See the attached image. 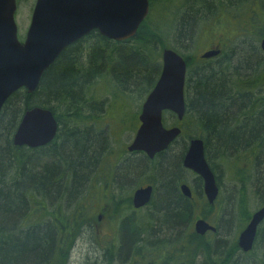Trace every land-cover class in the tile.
<instances>
[{"label": "trees", "instance_id": "obj_1", "mask_svg": "<svg viewBox=\"0 0 264 264\" xmlns=\"http://www.w3.org/2000/svg\"><path fill=\"white\" fill-rule=\"evenodd\" d=\"M148 1V15L131 39L115 42L91 35L90 40L84 41L91 45L87 58L86 49L79 44L68 48L43 73L34 93H15L0 111V264H67L74 239L84 227L98 223L95 213L100 210L96 208L100 203L102 218L118 222L116 233L105 243L100 264H134L136 258L144 264H231L229 261L238 252L236 233L230 240L223 238L229 227L228 219L219 220L215 236H200L192 231V220L198 215L205 218L212 209L204 204L198 214L194 203L174 193L173 180L178 169L174 158L163 165V183L155 206L147 213L143 211V216H135L139 210L131 206L128 191L133 185L119 183L115 186L118 196L112 194L106 200L108 190L114 187L113 167L106 161L110 150L104 147L102 134L86 128L92 117L84 116L83 101L94 95L96 85L97 94L109 96L106 103L117 97L120 103L128 102L130 96L125 97L124 93L129 88L145 99L159 77L162 50L175 51L186 63V89L192 91L188 103H193L211 133V151H226V162L233 158L228 163L231 172L236 170L235 179L239 182L241 148H252L248 156L254 155L256 144L262 143L264 148V112L253 119L254 104L264 103V60H255L254 52L248 50L227 80L224 73L200 67L202 61L196 62L193 55L182 54L180 49L191 46L198 49L212 41L213 33L203 35L196 29L208 20H198L200 15L229 11L228 8L235 14L242 10L240 15L251 3L258 2V15L249 10L247 18L249 32L259 29L257 36L262 39L263 0H240L249 4L247 8L236 5L238 8L231 0L220 5L224 9L210 0L199 3L185 0L186 10L182 16L180 13L175 16L180 17L173 20V32L164 24L165 0ZM227 26L229 30L234 28L231 24ZM203 36L206 40L200 44ZM214 36L213 40H221V34ZM228 38L225 42L230 41L231 37ZM165 40L171 41L166 45ZM102 86L110 92L103 93ZM252 90L257 94L251 93ZM240 103H247L246 119L233 121ZM33 107L53 113L59 125L57 135L50 145L37 150L14 146L11 141L14 129L21 115ZM100 159L104 163L101 171H97ZM125 170L122 177L134 176L131 169ZM96 171L101 174L100 179L96 178ZM260 182L264 188V168ZM238 210L241 218H231V227L235 220L236 231L246 221L243 201ZM112 237L117 238V248ZM171 244L179 245L177 256L166 257ZM260 246L264 264V238Z\"/></svg>", "mask_w": 264, "mask_h": 264}, {"label": "water", "instance_id": "obj_2", "mask_svg": "<svg viewBox=\"0 0 264 264\" xmlns=\"http://www.w3.org/2000/svg\"><path fill=\"white\" fill-rule=\"evenodd\" d=\"M16 0H0V111L8 97L21 87L33 92L43 72L68 45L97 30L101 36L114 41L131 38L148 13V0H36L24 41L17 39L14 20ZM264 51V38L259 44ZM211 49L202 58L218 54ZM185 62L171 49L161 54V72L154 87L146 96L139 120L141 122L129 151L140 150L148 156L164 149L178 133L175 128L164 129L163 110L183 113ZM57 129L56 120L48 109L33 107L25 111L12 136L17 147L36 148L48 144ZM183 165L203 179L204 193L209 203L217 195L213 174L203 159L200 141H194ZM185 196L188 189L181 187ZM151 188H138L132 195V205L140 208L150 199ZM264 217V207L254 213L246 228L239 234L238 247L247 251L254 238L258 222ZM196 234L204 235L215 228L197 220Z\"/></svg>", "mask_w": 264, "mask_h": 264}, {"label": "flooded vegetation", "instance_id": "obj_3", "mask_svg": "<svg viewBox=\"0 0 264 264\" xmlns=\"http://www.w3.org/2000/svg\"><path fill=\"white\" fill-rule=\"evenodd\" d=\"M16 28H17V25H16ZM95 34L98 36H101L97 30H91L87 35L83 36L82 38L78 39L77 41L73 42L72 44L66 46L60 52V54L56 57V59H58L60 57L62 52L66 51L70 47L74 48V46L77 44H79L81 46V49H84V50L86 49L85 51L87 53L84 54V57H86V55L90 53V50H91L90 46L91 45L88 42L85 43L84 41L90 40L88 38L91 37V35H95ZM101 37H103V36H101ZM131 38H128L126 40H129ZM17 39H18V36H17ZM126 40H123V41H126ZM18 41L20 43L23 42V41H20L19 39H18ZM215 43H217V42H215ZM210 48L217 49L218 51L221 52V49L218 45H216V46L213 45V46L209 47V49ZM260 50H261V48H260ZM220 52H218V54L216 56L211 57V58L213 59V58L218 57L220 55ZM261 52L264 53V51H262V50H261ZM201 56H202V54L200 55V58H198V56L195 57V61L199 63V62H201L200 60H205V58H202ZM56 59L54 60V62L56 61ZM54 62L49 67H51L54 64ZM185 66H186V63H185ZM187 78H188V74H187V66H186L185 73H184V85H183V101H184V103H183V113H182L181 117H179L178 114L172 110H163L161 113L162 127L164 129L175 128L178 130V133L175 135V137L169 142V144L164 149L156 152L152 156H148L145 152L140 151V150H132V151L128 150V146L134 140L136 133H137V130L141 124V122L139 120V116L141 113L143 103H140L138 106L133 104L132 107H129V103H104L103 102L104 100L108 101L109 96H107V95L103 96V94H97L96 93L97 85L95 87L94 95L90 99H86L83 101V114H84V116L85 117H87V116L92 117V119L90 121H88L89 125H87L86 128H91V131L94 134H102L104 136V139H105L104 147H106L107 149L110 150V154H107L106 161L108 162L110 158H113V160H112L113 171H112V175H111V177L113 179H111V180L114 182V184H113L114 187L117 186L119 183H121L123 185H133L134 186L133 191L130 195L131 196V206H132V195L136 189L145 188L147 186H149L151 188L150 199H149L148 203L146 205H144L140 208L134 209V210L148 211L155 206L154 202L158 198L157 196H158L159 190H161L162 183H163L162 179H161V173L163 170V165L166 163V161L168 159H171V158H174V160H175L174 162L177 164V168H178L177 174L173 180L174 193L178 197L187 199L185 197V195L183 194L181 187L183 185L188 187L190 190V193H191V198L188 200H189V202H192L196 205V212L198 214H200V211L202 209L197 208V205H198L197 201L202 202L203 204L210 207L211 209H213V206L217 203L218 193H217L216 198L213 200V202L208 203L207 198H206L205 193H204V186H203L202 177L199 174H197L196 172H194L193 170L184 167V165H183L184 158H185L188 150L190 149L191 144L194 141H200L201 146H202L203 159L205 160V163L208 166L210 172L213 174L215 185L218 189V192L220 191V183H219V177L216 176L214 173L215 164H214L213 156H215V160L218 159L219 160L218 163H220L216 166L221 165L225 172H228L226 165H229V163L226 162L224 159V156L227 153L226 151H219V152L211 151L212 150L211 149V143L209 142V140L211 138V133L208 131V127L204 123V119L198 114L196 107L193 105V103H188V100H187L186 95H185L186 86H187ZM39 83H40V80H39ZM39 83H38V86H39ZM91 83L95 84V83H93V81H91ZM38 86L31 93L27 92L26 88H24V87L19 88L18 90H16L13 94H11L8 97V99L5 101V103H7L9 98L17 92L24 91L25 93H27L29 95L34 93L37 90ZM249 104L250 103H248V105ZM263 104L264 103H255L254 104L255 108H254V118L253 119H255V120L258 119L260 117V115L264 112ZM115 105L118 106L117 112H115L116 117L115 118L113 117L110 120H107L106 113L109 112V110L111 108H114ZM240 105H241V107L235 113L234 118L232 119L233 121L234 120L244 121L246 119L245 113H246L247 103H240ZM134 106H136L137 111L133 110ZM44 109H46V108H44ZM22 115L18 121V124L22 118ZM165 115H166V117H165ZM168 117L170 118V120L166 121V119ZM116 118L118 120H116ZM130 122H132L133 125ZM18 124H17V126H18ZM56 124H57L56 133H55L53 139L48 144H46L44 146L36 147V148H28V147H26V148L31 149V150H37V149L44 148V147L50 145L54 141V139L57 135L58 129H59V125H58L57 121H56ZM17 126L15 127L14 132H15ZM14 132H13V134H14ZM13 134H12V136H13ZM113 135H117L116 140L113 139ZM126 135H128V136H126ZM121 138L122 139L125 138L126 141H129V142L128 143L124 142L123 144L118 145L117 143ZM11 141H12V137H11ZM22 147H25V146H22ZM251 149L252 148L243 147L240 150L239 159L241 162V174L239 177V182H237V183L240 185L241 191H243V193H245V192L248 193V191L256 192L257 196L259 197V201H258L256 208L253 211L249 212V211H247L246 201H243V199H241V202L243 201V204H244V210L245 211L243 213L246 214V221L242 224L241 229L239 230L238 234L240 233V231H242L247 226V224L249 223L253 213L264 206V188L262 187L263 185H261V182H260L261 178H262V170L264 168V148H263L262 143H258L254 146V155L248 156V154H251V152H249V151H252ZM169 153L173 157H168L167 155ZM100 157H102L101 153L99 155V158ZM43 161L44 160H42L41 163H43ZM103 163H104V161L100 159L98 162V165L96 166L98 168L97 171H101ZM140 164H141V167H140ZM135 165H137L138 168H135L134 167ZM218 168L220 169V167H218ZM129 169L132 170V172L134 173V176L131 175V176H128V178L125 176L122 177L121 172H124V170L127 171ZM146 172L150 173L149 177L146 179V181L140 182V183H135L134 178L136 176H139L140 174H145ZM183 173L190 174L193 177L192 181L189 184L184 181V179H183L184 176L182 175ZM231 173L233 174V172H231ZM234 177H236V173L234 174ZM96 178L100 179L101 174H98V172H97ZM111 186H112V184H111ZM242 196L244 197V195H242ZM132 208H133V206H132ZM101 216H102L101 214L98 215V220L101 219ZM198 217H199V215H198ZM232 217L233 216L230 217V215H227V210H226V211H222V214L220 216L218 214V216L215 217V219L216 218L217 219L214 222L208 221L209 219H205L206 222H208L212 226H215L216 230L212 231V232L209 231L204 236H208V235L209 236H213V235L215 236L217 234V231H218L219 226H220L219 220L228 219L229 220L228 221L229 227L227 230H224L223 238L225 240H226V238L230 240V237H231L230 236V233H231L230 227H231V218ZM236 237H238V235ZM254 238L258 239L260 243H261L262 239L264 238V217L258 222V224L256 226ZM237 248H238V252H240V254L244 257L251 254V250L250 251L249 250L244 251L241 248H239L238 246H237ZM250 258H254V256L251 255Z\"/></svg>", "mask_w": 264, "mask_h": 264}, {"label": "rangeland", "instance_id": "obj_4", "mask_svg": "<svg viewBox=\"0 0 264 264\" xmlns=\"http://www.w3.org/2000/svg\"><path fill=\"white\" fill-rule=\"evenodd\" d=\"M231 0H210L214 5H218L217 7H222L220 6L223 2L228 4V2ZM247 0H243V2H246ZM250 2H253L254 0H249ZM199 3V0L196 1ZM232 2L236 5H239L240 7L247 8L249 4H242L240 0H232ZM165 6L166 10L162 12V14L165 16V21L164 24L167 27V29L170 32H173V20L175 18H178L180 16L175 17L176 15H183V12L186 10V1L185 0H165ZM262 5L264 6V0L261 2ZM35 4V0H17V7L15 11V22L17 25V36L20 41H23L25 33L27 31V28L29 26L30 22V17L32 14V10ZM225 6L222 7L224 9ZM238 7V6H236ZM259 7L260 3H251L248 7V9H244L243 12L239 15V13L242 11H238L237 14L233 13L230 8L229 11H222L218 10L216 13H206L204 15H200L197 19L199 18H208L207 21L201 22V24L198 25L197 31L198 33H202L203 35H207L209 33L211 34L210 38V43L207 45H201L198 49L197 46H191L190 48H183L182 50L180 49V53L182 54H190L193 55V57L200 58V55L207 51L209 47L211 46H216L218 45L221 49L220 55L216 58H210L207 60L202 61L200 64V67H205L208 69V71H212V66H215L218 71H215L216 74L218 73H224L226 76V79L228 80L231 76V74L234 73V68L236 65L239 64L240 60L245 56L246 52L248 50H252L254 52V59L255 60H264V53L261 52L260 47H259V42L260 38L257 36V33L259 29H256L254 32H249L250 30V21L248 18L250 17V13L248 15V11L254 12L255 15H258L259 12ZM239 8V7H238ZM227 9V8H226ZM207 10V9H206ZM154 12V11H153ZM206 12V11H204ZM232 12V13H231ZM238 16V17H233ZM209 14V15H208ZM254 15V16H255ZM248 17V18H247ZM256 20H258V16L255 17ZM153 20V18H151ZM248 22V24H247ZM228 24H231L234 26L233 29L228 28ZM259 25V24H258ZM260 26V25H259ZM249 32V33H247ZM216 34H221L222 37H220L221 40H213L216 37L214 35ZM231 34V35H230ZM172 37V36H171ZM229 42L228 41L229 38ZM206 40L205 36H203V39L200 41V44ZM171 40H165L166 45L170 43ZM224 41V42H223ZM217 42V43H215ZM204 44V43H203ZM102 92L104 93H109L110 89L102 86ZM185 95L187 100H189L192 97V91L187 90L185 91ZM125 97L128 98L129 107H132L133 104L139 105L144 101V95L141 96V94L137 93L136 90H133L131 88L128 89L124 93ZM104 103L107 102V100L103 101ZM120 99L117 97L116 99H110L109 103H120ZM117 107L115 105L114 108H111L109 112L106 113V118L107 120H110L111 118H115V112H117ZM134 111L136 110V106L133 108ZM166 117V115H165ZM116 120H118L116 118ZM170 118L168 117L166 121H169ZM114 122V121H113ZM132 123V122H130ZM133 125V123H132ZM128 136V135H126ZM117 135H113V139L116 140ZM124 142L128 143L129 141H126L125 138H121L118 141V145L123 144ZM109 146V145H108ZM173 155V154H172ZM168 157H173L170 155V153L167 155ZM233 159V158H232ZM232 159L227 160L230 162ZM113 158H110L108 163H111L109 165H113L112 163ZM214 164L215 166L220 164L218 163L219 160H215V156H213ZM138 161V160H137ZM231 163V162H230ZM162 164V163H161ZM214 166V173L216 176L219 177V183H220V196L217 199V203L213 206V209L208 211V213L205 216V219H209L208 221L214 222L216 219L215 217L219 216L222 214V211L227 210V215L232 216L231 212L233 209L237 208L238 209V204L241 202V199L243 201H246V206H247V211H253L259 201V197L257 196L256 192H251L248 191V193H243L241 191L240 185L237 183V180L234 177V174L236 173V170L231 173V165H226V168L228 172H225L223 167L220 166ZM238 166V165H237ZM135 168H138L137 165L134 166ZM141 167V164H140ZM220 167V169L218 168ZM149 171V170H148ZM148 172L145 174H140L139 176H136L134 178L135 183H140L146 181V179L149 177ZM184 177V181L186 183H190L193 179V177L190 174L183 173L182 174ZM134 183V184H135ZM133 191L130 189L128 191L129 194H131ZM87 193V192H86ZM115 195L118 196L119 192L116 189V187H113L112 189L108 190V193L106 195V200L110 195ZM244 195V197L242 196ZM245 199V200H244ZM110 200V199H109ZM197 208L202 209L204 208V204L202 202L197 201ZM102 203L98 205L96 208L101 207ZM86 210L88 209L85 207ZM141 211V212H140ZM143 211L144 213L145 210H139V212L134 213L135 216L141 217L143 216ZM101 213V210H96L95 215H99ZM228 217V216H227ZM235 219V218H234ZM97 224L91 223L90 226H86L82 229L81 234H79L74 241L72 242V246L70 247L69 253H68V260L67 264H100L103 261V255H104V250L106 248V241L110 239V236L116 233V227L118 225V222L116 220L114 221H109L107 218L104 220V217L97 221ZM235 220H234V225L231 227V233L230 236H233L236 233L235 230ZM238 235V234H237ZM116 237H112V244L116 242ZM115 248H117V245L115 243ZM169 253H166V257H175L177 256V252L179 249V245L171 244V246L168 248ZM254 256V258H250V256ZM256 254H250L248 256H242L240 252H237L234 255V259H231L229 262L231 264H256L255 262L257 261V256ZM187 260H189V257H187ZM255 261V262H254ZM116 264V263H115ZM134 264H144L141 259L136 258L134 261Z\"/></svg>", "mask_w": 264, "mask_h": 264}, {"label": "bare ground", "instance_id": "obj_5", "mask_svg": "<svg viewBox=\"0 0 264 264\" xmlns=\"http://www.w3.org/2000/svg\"><path fill=\"white\" fill-rule=\"evenodd\" d=\"M259 44H260V42H259ZM260 47V46H259ZM204 61V60H203ZM211 71V70H210ZM215 71H218V69L215 67V66H212V72H214L215 73ZM224 77H226V76H224ZM251 93H253V94H257L256 93V91H254V90H252V92ZM133 143V141L131 142V144ZM131 144L128 146V148L131 146ZM239 159V158H238ZM187 189H188V193H189V195L188 196H185L186 198H187V200L188 199H190L191 198V193H190V190H189V188L187 187ZM217 193H218V197L220 196L219 194H220V191L218 192V189H217ZM206 196V195H205ZM217 196V195H216ZM216 198V197H215ZM208 201V200H207ZM209 203V202H208ZM101 207H102V205H101ZM100 207V210L102 209ZM264 207V206H263ZM262 207V208H263ZM262 208H260L259 210H261ZM259 210H257V211H255L254 213H256V212H258ZM253 213V214H254ZM231 214H232V216H235V217H239V218H241V216H242V213L237 209V208H235V209H233V211L231 212ZM253 216V215H252ZM252 216H251V218H252ZM199 219H201V220H205V218H203V217H201V216H199V217H197V218H195V219H193L192 220V222H191V229H192V231L195 233V230H194V226H195V223H196V221L197 220H199ZM251 220V219H250ZM250 222V221H249ZM248 225V224H247ZM246 228V227H245ZM244 228V229H245ZM240 229H241V227H240ZM240 229H238V231H236V236H237V234H238V232H239V230ZM243 229V230H244ZM242 230V231H243ZM242 231H240V233L242 232ZM239 233V234H240ZM239 234H238V237H239ZM238 237H236V245L238 246ZM249 251L251 250V254H256V258H257V261L255 262L256 264H261V257H262V255H261V246H260V242H259V240L258 239H256V238H253V240H252V243H251V246H250V248L248 249ZM258 259H259V261H258Z\"/></svg>", "mask_w": 264, "mask_h": 264}]
</instances>
